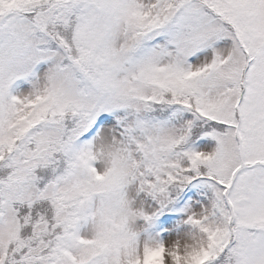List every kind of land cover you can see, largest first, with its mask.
<instances>
[{
  "label": "snow or ice",
  "instance_id": "6c2138e0",
  "mask_svg": "<svg viewBox=\"0 0 264 264\" xmlns=\"http://www.w3.org/2000/svg\"><path fill=\"white\" fill-rule=\"evenodd\" d=\"M0 264H264V0H0Z\"/></svg>",
  "mask_w": 264,
  "mask_h": 264
}]
</instances>
